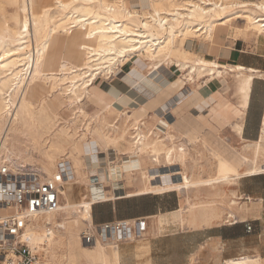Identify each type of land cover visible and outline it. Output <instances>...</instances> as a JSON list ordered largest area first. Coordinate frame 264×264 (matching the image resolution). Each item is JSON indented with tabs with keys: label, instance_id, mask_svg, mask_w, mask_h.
I'll use <instances>...</instances> for the list:
<instances>
[{
	"label": "bare ground",
	"instance_id": "6f19581e",
	"mask_svg": "<svg viewBox=\"0 0 264 264\" xmlns=\"http://www.w3.org/2000/svg\"><path fill=\"white\" fill-rule=\"evenodd\" d=\"M49 1L50 4L47 3ZM141 2L149 6H147L149 9L145 11L150 9L153 11V15L150 14L149 17L144 18L145 20L150 18V21H139L138 13L127 10L124 0L112 2H106V0H0V10L5 3L12 7L7 12L8 17L0 21V48L5 42L14 46L0 55V166L7 165L10 169L19 172V169H25L29 163H35L34 166H43L46 174H40L39 169H35L32 174H36L40 181L52 182L57 175V171L53 170L57 157L62 156L66 158L64 160L69 158L72 160L69 161L72 163L71 170L64 169L66 173L59 189L56 212L36 218L27 225L23 233V239L27 241L33 252L41 256L44 264L50 262L49 258L54 262H63L64 259L74 261L76 257L88 258L92 264H116V241L113 242L111 239L110 242H104L95 239L94 243L86 247L81 234L86 231V227L92 225L91 205L94 201L95 203L105 202L111 197L113 199L125 197V194L107 195L102 186L104 174H100L96 183L88 184L90 192L88 202L82 201L80 205L69 203L67 190H64L63 186L72 179L82 177L78 170L81 164L75 155L74 148L70 150V153L64 151L68 138L48 142L47 147L46 141L42 138L43 133L32 132L30 120H33L35 112L45 114L47 121L50 105L49 100L40 99L42 95L38 97L40 102L37 109L29 103L28 92L31 84L37 80L52 81V89H56L52 93L64 90L62 94L68 106L70 108L76 106L77 112L83 114L80 105L93 94L96 77L105 73L111 74L112 67L122 65L133 54L148 61L146 68L160 66L158 58L162 56L180 58L182 62L175 63L182 72L180 78L184 85L196 80L206 79V82L216 78L233 77L236 79V91L243 92L250 80L262 76L253 69L199 58L195 52L185 50L182 43L187 37L199 38L202 35L207 36L209 40L217 27L229 26L233 19L242 20V27L238 30L244 37H250L252 34H255L256 38L264 36V0L257 3L235 0H144ZM1 12L0 16H3ZM137 27L143 30L140 32L133 29ZM76 28L84 34L85 43L92 44L80 47L84 50V58L77 66L61 60V55L58 53L61 47L59 33H66ZM175 42L177 45L174 44ZM71 46L75 44L71 43ZM197 57L199 59H192ZM183 60H190L193 63L188 72L184 70L185 61ZM155 62L157 65L154 64ZM55 66L56 69H54ZM134 67L138 69L137 66ZM137 71L142 75V70ZM145 84L151 85L152 82L144 77L138 81L137 87L143 89ZM186 88H183L184 90L177 97L169 99L167 107L161 106L159 113L154 112L157 121L167 130L176 123L174 121L176 119L173 118V122L165 117L169 113L168 110L176 109L181 104L197 108L205 102L196 98V89ZM148 92L151 93L152 90L148 89ZM106 93L114 98L118 96L112 88ZM243 109L245 110V107ZM243 115L240 114L237 121L231 125L232 132L241 140H243L241 138ZM195 118L200 120L199 116ZM6 122L8 124L5 127ZM85 129L88 130L87 127ZM138 130L134 128L133 131ZM203 131L207 130L203 129ZM208 133L214 136L211 132L207 131ZM159 134L162 133H152L154 135L152 137V135H142L138 131L132 137V143H129L124 136L120 135L117 138L112 135L106 136L100 131L97 138L107 149V161L114 158L117 149L126 151L138 157L140 161L157 167L152 168L151 172L142 174L144 184L141 191L144 194H163L171 191L182 193L192 190L209 198L207 206L206 203L203 205L201 202L202 205L198 207L188 198L181 200L177 218L182 228L210 226L236 219L233 209L234 206L239 207L238 203L232 200L235 198V192L229 189L227 194L225 187L235 186L237 179L243 175L253 176L264 171V114L258 139L244 144V152L252 147L253 164L245 169L243 174L236 176L229 175L233 172V166L229 164L214 163L205 168L198 164H186L189 156L187 145L175 135L164 133L166 136L160 139ZM64 135L68 136L67 133ZM22 137L33 147H45L39 153L38 159H33L27 152L25 153L26 150L23 151L20 148ZM71 137L72 135L69 136ZM203 141L205 143V140ZM216 143L218 150L215 148L212 151L217 158H220L223 156L220 151L222 150L221 140L219 139ZM33 147L32 150H34ZM258 157H261L263 164H257ZM241 158L242 163L248 162L245 156ZM101 169L103 167L98 170L101 171ZM71 172H74L76 177H73ZM105 172V178L112 182L113 190H118L116 180L121 177L122 168L109 163ZM158 178L163 181L162 184L154 183ZM229 196L232 199L229 198V203L226 204L225 198ZM0 214H2L1 210ZM240 216L243 217L241 213ZM155 220L158 228H163L168 223L167 215H159ZM135 223L131 220L126 221V224ZM225 264H261V260L258 257L244 256L227 260Z\"/></svg>",
	"mask_w": 264,
	"mask_h": 264
},
{
	"label": "rangeland",
	"instance_id": "374dc122",
	"mask_svg": "<svg viewBox=\"0 0 264 264\" xmlns=\"http://www.w3.org/2000/svg\"><path fill=\"white\" fill-rule=\"evenodd\" d=\"M112 1L115 0H106V2ZM141 1L144 2V0H124V4L127 10H134L138 13L137 15H139V21H150V18H147L146 20L144 18L149 17L150 14L153 15V11L152 9H150L149 11H145L149 9V6L147 5V7ZM235 1L257 3L261 0ZM47 3L50 4V1ZM11 9L12 7L8 6L6 3L3 5V8L0 10L2 11L1 13L3 16H0V21L3 20L4 17H8L7 12H9ZM242 23L243 22L241 19H233L230 24L232 26L226 25L217 27V29L215 30L216 32L212 34V38H209V40L208 37H204V35L199 38L187 37V41L185 40L184 43H182V47L190 52H195L199 55V58H205L207 60H216L217 62L222 64L224 63V60L220 59L219 56H217L219 55V50L220 52L224 49L230 50L235 40H241L248 45H260L264 43V36H259L258 38H256L255 34H252L250 37H244L243 35H241V33L239 32L240 30L238 29H241L240 27H242ZM133 29L140 32L143 30L141 27ZM59 37L61 39V47L59 48L58 53L59 55H61V60H64L67 63L76 66L80 65L84 58V50H82V48L80 47H82L83 45L91 46L92 44L87 45V43H85V41L83 40L84 34L81 31L77 30V28L71 29L66 33L60 32ZM71 43H74L75 46H71ZM174 44L177 45L176 42ZM204 44L207 45V50L209 51L207 52L210 53L211 56H206V52H203L201 50V47ZM13 47L14 46L9 42H5V44L3 43L0 48V55L2 52L7 51L8 49H12ZM199 58L197 57L192 59ZM158 60H160L158 61L160 62V66L156 68H146V66H148V61L142 58L140 59L137 54H133L130 55L129 59L122 65H115L114 67H112L111 74L105 73L104 75L102 74L97 76L94 80L92 90L93 94L86 98L80 105L83 114L77 112L78 109L76 106H72L71 108L68 106V103L66 102L62 94L64 93V90L57 91L55 94L52 93L54 90H56L52 89V81L48 82L37 80L30 85L28 92L29 103L37 109L39 106L40 99H46L49 100L48 103L50 105V113L48 114L49 119L47 121L45 119V114H38L35 112L33 120H30V128L32 132H37L40 134L43 133L42 138L46 141L45 145L47 147L50 142L56 141V139L58 140L59 138H68L69 140L64 147V151L66 153H70V150L74 148L75 155L80 161L79 164H81V167L77 169L79 170V174H81L82 177H80L79 179H72L63 186V189L67 190L69 203L80 205L81 203H83L82 201L88 202L90 200L89 185L96 183L99 177L98 175L104 174L102 186L104 191H106L107 195L109 196L118 193L121 195L125 194V197L122 198H132L130 196L147 195L145 197H142V199H136L137 201L122 204L121 212L126 215H142L145 213H149L157 207H159L162 211H167L173 209L174 207H177V203H181V200L184 198H188L192 204L196 205V207L202 205L201 202L203 203V205H205L206 203L207 206V201L209 200V198L204 194L199 195L198 193H196V191L192 190L188 192L183 191L182 193L178 191H171L165 194H144V192L141 191L144 184V178L142 177V174L151 172L152 168L157 167L150 165V163L148 162L145 163L140 161L138 157L132 156L126 151H119L117 149L115 151L114 158L110 161H107V149L104 148L102 142L99 141V139L97 138L99 131L105 134L106 136L112 135L116 138L120 135L124 136L129 143H132V137H134L138 131H140V133L145 136H151L152 133L154 134L156 132H160L162 133L158 135L160 139H163L166 136H164V133L175 135L180 141L184 142L187 145L189 156L187 158L188 161L186 164H198L203 168L207 167V165L210 166V164L214 163L229 164L233 166V172L229 173L230 176L243 174L244 170L240 171L238 168L240 164H253L252 160H254V158L251 155L252 147H249L248 150L244 152V146L246 145L247 141L232 136L229 131L232 130V122L230 121H234L232 120V117H234L236 114V107L238 106L237 104H239L240 107L243 101L242 97L236 91V79L233 77H226L225 79H218L220 84L217 81L212 82V84H217L219 87V89L217 90L218 92L213 95L214 101L212 102V105L207 102L205 106L204 104H201L196 108L192 105L181 104V106L177 108L175 107L176 109L174 110H168L170 114L168 113L165 117H167V119H171L173 117L174 119H176L177 123L172 125V127L167 130L161 123L157 121V117L154 116V112L159 113L160 107L165 106L161 102L168 103V100L170 98L177 97L186 87L189 88V90L196 89V97L199 98L198 93L202 95L203 90L208 88L205 84H207L210 80L206 82V79L204 81L196 80L194 82H190L192 85H184L182 83V78H180L182 72L179 70V67L175 63L178 62L179 64V62H182L180 58H176L175 56H162L158 58ZM183 62L185 65L184 70L188 72L189 68H191L190 66H193V63L190 60H183ZM154 64L157 65V62H155ZM134 66H137L138 69L142 70V75L139 74V72L137 71L138 69H136ZM54 69H56V66L54 67ZM124 75L126 76V80H130V83L133 85V88L139 91L146 92V98L148 102L147 108L143 106L145 104H141L138 107L137 105L126 106V103L124 101L122 102V99L117 101L116 99L111 98V94L106 93L111 88L115 92L116 89L121 90L122 86H124V84L122 83V77H124ZM144 77L149 79L154 85L145 84V88H138V81H140V79ZM148 89H151L152 92L149 93ZM154 90L155 92H157L154 93ZM39 95L42 96L38 100ZM150 97L152 98L149 99ZM262 104L263 102L261 101L260 96L254 98L253 104L251 106V112L249 115L251 124L249 130L252 134V138L248 141H256L258 139L260 120L262 113L264 112ZM205 107L206 109H204V112L202 111L201 115L206 116L210 109L214 108L216 113H214L213 116L221 114L227 119L226 124L228 126L226 125L225 130L220 131L224 127L221 125L220 128L217 129L218 125L216 124H214L213 126L215 128L214 130H209L207 128L206 124L203 122V117L200 115V111ZM196 116H199V121H196L198 120L195 118ZM7 122L5 127L8 124ZM86 127L88 128V130L85 129ZM134 128H138L139 130L135 132L133 131ZM202 128L211 132L212 134H214V136H212L211 134L209 135V133L207 134V131H203V133L201 130ZM65 133L68 134L67 137L64 135ZM70 135H72L71 138H69ZM153 136L154 135H152V137ZM202 139L205 140V143ZM219 139L222 143V150L220 151H222L221 153L223 156L217 158L213 154L215 152L212 150L215 148L217 149L216 142H218ZM21 140L22 141L20 144V148L23 151L26 150L25 153L27 152L33 159H38L40 156L39 153L43 151V148L45 149V147H33L31 143L23 139V137ZM32 147L34 150H32ZM69 155L70 154H68V156ZM240 155L245 156L248 162L242 163V158ZM57 158L58 159H56L55 163L56 166L54 165L55 169L53 168V170L57 171V173H62L65 177L66 171L64 169L71 170L70 166L72 163L70 162L72 160L71 158H69V160H64L66 158L62 156ZM256 161L257 164H263L261 157H258ZM35 162L38 164L37 161ZM63 162L65 163L63 164ZM109 163L115 164V166H120L122 168V175L116 180L118 181V186L116 188L118 190H113L114 187L112 186V182L108 181L105 178V171H107ZM34 164L35 163H29V166H27L23 170L19 169V171L32 173L35 169H39L38 171H40V174H46L45 168L43 166H34ZM101 167H103V169H101V171L98 170ZM73 173L74 172H71V175H73V177H76V174ZM263 173L264 171H262L260 174ZM242 177L247 176L243 175L240 178ZM162 182L163 181L159 180V178L154 181V183L156 184H162ZM236 188L237 184L231 188L225 187V190L227 193V190H234ZM229 198L230 196L225 198L226 204L229 203ZM112 200L116 199H113L111 197L107 201ZM95 202L96 201H94L93 204H95ZM94 211L97 216H101L102 218H104V220L109 219L110 217L109 208L107 206L96 208ZM177 215L178 212L167 215L168 223L163 226V231H172L178 228H182L177 218ZM153 220L154 219H151L150 221ZM92 223L94 226H96L93 221ZM130 240L135 239L133 238V236H130ZM113 242L115 241L113 240ZM118 244L119 243H116V245ZM86 247L89 246L86 245ZM39 258L41 259L40 255ZM49 261L50 262H48V264H92L88 258L80 257H76L74 261H68L67 259H64L63 262H54L50 258ZM261 263L264 264V262Z\"/></svg>",
	"mask_w": 264,
	"mask_h": 264
},
{
	"label": "crops",
	"instance_id": "0c3cea01",
	"mask_svg": "<svg viewBox=\"0 0 264 264\" xmlns=\"http://www.w3.org/2000/svg\"><path fill=\"white\" fill-rule=\"evenodd\" d=\"M201 48L203 52H206V56H211V54L208 53L207 45L204 44ZM217 56L224 60V63L222 64L253 69L262 75L261 77H255L250 80L247 88L243 92L237 91L243 101L240 107L239 104H237L236 114L232 117V120L234 121H230L232 122V125L237 121L240 114H244L242 118L243 129L241 138H243V140L245 139L244 141L251 140L252 134L249 130L251 125L249 115L255 97L260 96L261 101L263 102L262 107L264 111V43L260 45H248L241 40H235L230 50L224 49L221 52L219 50V55ZM122 79L124 86H122L121 90L116 89L118 94L117 97L114 98L111 96V98L116 99L117 101L122 99V102L124 101L126 106H139L145 104L143 106L147 108L148 102L146 92L133 88L130 80H126L125 77H122ZM218 79L220 78H216L205 84L208 88L203 90V96L198 93L199 98H196L205 101V104L202 103L204 106L207 102L212 105V102L214 101L213 95H215L219 89L218 85L214 83L212 84V82L217 81L220 84ZM161 103L166 107L167 102ZM243 107H245V110ZM204 109H206V107L200 111V115L202 114V111L204 112ZM214 113H216L215 109L211 108L206 116L201 115L204 120L203 122L209 130L215 129L213 127L214 124L218 125L217 129H219L221 125L224 127L220 131L225 130L227 119L221 114L213 116ZM168 119L172 121L173 117L171 118L172 120L170 118ZM174 121L177 123L176 120ZM203 129L204 128L201 130ZM229 131L232 136L237 137L232 130ZM250 167L251 164H240L238 166L240 171ZM236 184L237 188L234 189L235 198H230V200L238 201L239 208L235 206L233 213L235 214L236 219H232L229 222H221L197 228L186 227L172 231H163L162 228L156 226L155 219L159 215H168L178 212L181 203H177V207L167 211H162L157 207L149 213L142 215H126L121 212L122 204L137 201L136 199H142V197L147 195L130 196L132 198H120L112 201L95 203L92 205L91 214L93 213V208L95 210L96 208L107 206L109 208L110 217L109 219L104 220V218L97 216L95 213L96 221H94L93 216L92 221L95 225L127 220L142 221L144 232L139 238L124 241L117 245V264H225L227 260L244 256L251 258L258 257L261 262H264V173L239 178L237 179ZM240 206L242 207L240 208ZM240 213L243 217L240 216ZM151 219L154 220L150 221ZM243 222H248L252 226V232L250 234L245 232Z\"/></svg>",
	"mask_w": 264,
	"mask_h": 264
},
{
	"label": "built area",
	"instance_id": "2783aa9c",
	"mask_svg": "<svg viewBox=\"0 0 264 264\" xmlns=\"http://www.w3.org/2000/svg\"><path fill=\"white\" fill-rule=\"evenodd\" d=\"M64 178L58 172L52 182H43L36 174L0 166V264H44L23 239V233L36 218L56 212ZM134 221L135 224L117 221L96 226L92 223L81 239L85 245H91L95 239L110 242L113 238L121 243L130 240V236L139 238L144 225L140 220ZM243 224L250 234L252 226L248 222Z\"/></svg>",
	"mask_w": 264,
	"mask_h": 264
},
{
	"label": "trees",
	"instance_id": "16d2710c",
	"mask_svg": "<svg viewBox=\"0 0 264 264\" xmlns=\"http://www.w3.org/2000/svg\"><path fill=\"white\" fill-rule=\"evenodd\" d=\"M92 216H93L94 221H96V215H95V212H94V208H93Z\"/></svg>",
	"mask_w": 264,
	"mask_h": 264
}]
</instances>
